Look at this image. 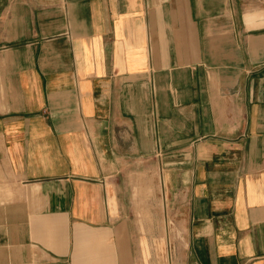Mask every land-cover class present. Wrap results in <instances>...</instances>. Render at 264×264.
<instances>
[{"label":"crops","instance_id":"crops-1","mask_svg":"<svg viewBox=\"0 0 264 264\" xmlns=\"http://www.w3.org/2000/svg\"><path fill=\"white\" fill-rule=\"evenodd\" d=\"M0 264H264V0H0Z\"/></svg>","mask_w":264,"mask_h":264},{"label":"rangeland","instance_id":"rangeland-1","mask_svg":"<svg viewBox=\"0 0 264 264\" xmlns=\"http://www.w3.org/2000/svg\"><path fill=\"white\" fill-rule=\"evenodd\" d=\"M137 176H138L139 179H143V180L145 178H147V175H146L145 171H138V175ZM148 178L150 180H153L154 189H156V192L158 194V196H156V193H154L155 196L157 197V202H155L154 205H155L156 208H160L161 210L164 211V222H165L164 224H165V226H169L170 229H172V227L174 226L173 223H174L175 220H174V216H173L172 211L170 210L169 206H167L166 201H164V200H166L164 198L165 197L164 196L165 192L163 191L159 175H157V174L148 175ZM151 182L152 181H150V183ZM157 205H159V207H157ZM176 237H177V235L175 233H170V239H169L170 240V243H169V251H170L169 253L170 254H171V252L174 249V241H175ZM161 241L162 240H160V243H159V241H157L158 244H156L155 247H156L157 252H159L160 255H162V253H163L164 257L167 260L168 253H167L166 247L163 246L164 244H162Z\"/></svg>","mask_w":264,"mask_h":264}]
</instances>
